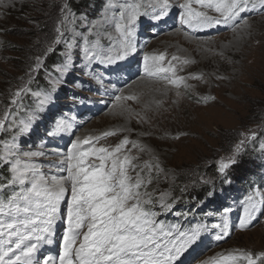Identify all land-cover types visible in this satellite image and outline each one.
<instances>
[{
    "label": "rangeland",
    "instance_id": "374dc122",
    "mask_svg": "<svg viewBox=\"0 0 264 264\" xmlns=\"http://www.w3.org/2000/svg\"><path fill=\"white\" fill-rule=\"evenodd\" d=\"M151 1L11 0L9 3L4 0L0 4V118L10 114L6 126L12 119L18 126L21 121L27 123L31 120L27 130L15 132V142L23 152L53 153L33 158V162L41 164L45 170L50 163L61 161L76 139L100 137L98 141H92L96 147L112 148L127 137L143 145L145 151L132 149L133 154L138 155L140 161L158 163L162 169L149 191L157 190V195L159 192L170 193L168 199L173 205L164 211L161 219L167 224H179L185 231L197 226L201 229L200 238L176 264L183 258H188L190 264H201L218 255L264 252V214H258L247 228L238 226L237 229L229 209L242 205V219L247 198L250 195L256 199L264 196V162L258 165L257 160L250 158V153L264 154V147H261L264 144V10L242 14L247 25L220 24L216 26L224 30L196 37L179 28H188L178 21L182 12L179 5L184 0H169L168 10L173 14L168 15L167 20L171 16L176 20L167 32L156 35V28H161L162 23L157 26ZM129 5H140V11L147 15H141L139 20L152 17L153 26H147L150 19L144 20L145 28L131 37L135 51L124 59L112 64L95 63L96 59L88 63L85 48L102 56L116 54L122 38L115 23L120 12ZM192 7L219 16L214 10L195 3ZM65 16L68 22L62 28L64 35L59 43L54 44L58 35L56 28ZM102 20L109 25L115 20L112 25L114 37L109 38L110 32L90 28L91 24L95 27L103 25ZM141 24H135L136 31ZM177 31L182 32L183 38L191 39L189 43L193 42V45L170 41V35ZM49 46L53 48L52 52H47ZM134 53L138 56L163 54L165 59L158 63L164 67L174 66L175 75L185 77L192 87L177 88L163 79L172 73H161V78L128 79L119 91V82L116 81L119 73L110 71L116 66L131 64L136 57L132 55ZM173 56L178 59L173 60ZM37 57L42 58L41 67L33 71ZM185 60L189 63H184ZM139 61L141 67L136 74L143 76L146 74L143 71L144 57ZM139 81L142 82L141 89ZM24 87L30 91L22 92L15 104L10 103L13 94ZM177 91L181 93L179 97ZM116 96L121 99L116 100ZM129 96L136 98L128 99ZM46 97L47 102L41 104ZM117 106L121 107L115 109ZM100 109V113L92 116ZM119 109L122 110L118 112ZM147 109H150L148 113L152 112L148 119L144 113ZM121 112L125 114L121 115ZM158 112L159 116H156ZM61 121L70 126L62 134H56L55 127ZM13 131L0 132V154L12 145ZM67 132L72 133L71 138ZM105 132L116 134L104 137ZM253 132L256 137L251 139ZM242 139L246 142L237 154L235 145ZM82 147L87 150L89 145ZM232 157L236 162L221 173L220 161L228 162ZM253 163L260 168H255L256 174L251 179L242 182L232 179V176L252 169ZM0 167L8 168L3 163ZM242 170L245 171L240 173ZM183 179L188 181L181 200L184 197L189 199V206L173 198L174 190H177L174 187ZM243 188H247V197L238 202V192ZM196 190L205 195L191 198L196 195ZM225 220L229 231L224 234L222 242L213 245L206 233L215 238L219 230L213 225ZM54 239L55 236L53 242ZM46 246L45 255H51V248L55 246ZM257 264H264V260H258Z\"/></svg>",
    "mask_w": 264,
    "mask_h": 264
},
{
    "label": "snow or ice",
    "instance_id": "6c2138e0",
    "mask_svg": "<svg viewBox=\"0 0 264 264\" xmlns=\"http://www.w3.org/2000/svg\"><path fill=\"white\" fill-rule=\"evenodd\" d=\"M3 3L4 0H0V4ZM193 3L204 9H212L219 16L195 10ZM150 7L155 13L154 18L159 20L167 14L169 0H153ZM179 8L182 9L180 23L191 29L211 28L220 24L239 26L240 23H248L242 14L264 10V0H184ZM146 14L140 11V5H129L120 12L119 20L115 23V29L122 38L116 54L102 56L85 48V55L89 60L96 59L106 64L127 57L135 51L130 39L135 31L134 26L139 17ZM67 22V16L59 21L54 44L60 42L64 35L62 28ZM52 51L53 48L49 46L47 52ZM164 59L163 54L145 55L144 73L149 77L172 73L163 79L177 88H191L185 77L175 75L174 66L164 67L158 63ZM172 59L177 60L178 57L173 56ZM41 60V57L36 58L33 71L41 67ZM184 63L189 61L185 60ZM28 91L30 89L26 87L16 91L10 103L15 104L16 98ZM176 95L179 97L181 93L177 91ZM115 99L120 100L121 97L116 96ZM46 102L47 97L41 100V104ZM8 115L6 113L5 118H0V132L14 129L12 145L4 154H0V163L8 166L9 170L6 183L0 184V264H176L200 238L199 226L185 231L179 224H167L161 219L164 211L173 206L168 199L170 193L159 192L157 195V190L149 191V186L162 169L158 163L140 161L139 156L133 154L132 149L145 151L138 141L125 137L109 148L93 144V139L98 141L100 137L76 139L63 159L50 163L48 170H45L41 164L33 162V158L53 153L23 152L15 142V132L27 130L31 120L27 123L21 121L18 126L12 119L6 126ZM69 126L61 121L56 125V131H66ZM115 134L105 132L103 136ZM255 137L256 133L253 132L250 138ZM245 142L242 139L235 145L237 154ZM84 144L89 145L87 150L82 147ZM235 162L234 157L229 158L228 162L221 160L219 171L224 173ZM154 172L156 175H153ZM62 208L66 210V217L62 215ZM258 214H264V196L256 199L250 195L239 227L247 228ZM65 219L66 227L58 255L38 258L41 245L53 243L55 225ZM213 227L219 230L216 240L224 238L229 231L226 220ZM258 260H264V252L218 255L201 264H257Z\"/></svg>",
    "mask_w": 264,
    "mask_h": 264
},
{
    "label": "bare ground",
    "instance_id": "6f19581e",
    "mask_svg": "<svg viewBox=\"0 0 264 264\" xmlns=\"http://www.w3.org/2000/svg\"><path fill=\"white\" fill-rule=\"evenodd\" d=\"M153 3V0L151 1V4ZM150 4V5H151ZM148 5V4H147ZM149 6V5H148ZM171 14H173V11H169L168 10V13H167V15L165 16H162L159 20H157V21H161V23H162V26H161V28H158V30L156 31V35H158L159 33H161V32H165L168 28H171L172 27V25H173V21L175 22V20H176V18H174V16H171L168 20H167V18L169 17L168 15H171ZM106 16H108V14H105ZM147 15V14H146ZM146 15H142V16H146ZM108 18V17H107ZM145 19H150V20H148L147 21V26L148 25H151L152 24V22L154 21V20H151L152 19V17H146V18H142V20H137V22L136 23H140V22H142V26L143 27H141V25H140V27H139V29H138V31H136V29H135V31H134V33H138V34H140L141 33V29H143V28H145V25H146V23L144 22V20ZM166 19V20H165ZM178 21H180V19L178 20ZM144 22V23H143ZM115 23V20H113V22H112V24H107L106 22H105V20L103 21L102 20V24L103 25H99V26H93V24H91V27L90 28H92V29H101V31H104V32H110V34H109V38H112V37H114L115 35L114 34H112L113 33V28H112V25ZM153 25V24H152ZM89 26H90V24H89ZM181 30H183V31H186V32H188V33H191L190 35H193V36H198V37H203V36H205L206 34H208V33H215L216 32V29L217 28H214V29H212V27H211V29L210 30H208L207 32H206V34H200V32L199 31H191V30H189V29H187L186 27H184V26H182V27H179ZM222 30H224V29H220V31H222ZM145 32L147 31V30H144ZM167 32V31H166ZM165 34V33H164ZM223 34V33H222ZM101 36V35H100ZM105 36V35H104ZM170 37H172L171 39H170V41H175V40H177L176 42H179V44H181V45H183V44H188V45H193V42L192 43H189L190 41H191V39H187V38H183L182 37V32H180V31H177V32H174L173 34H171L170 35ZM130 39L132 40V38L130 37ZM102 40V39H101ZM179 40V41H178ZM153 41V40H152ZM132 42H134V39L132 40ZM154 42V41H153ZM117 44V43H116ZM132 55H136V57L134 58V62H132L131 64H125V65H123V66H116V68H114V69H112L111 71H110V73H116V71L119 73V75H117V78H116V81H118L119 82V91H120V89H121V87L125 84L126 85V82H127V80L129 79V80H132V79H136V78H138V77H149L147 74H145V75H143V76H139V75H137L136 74V71H139V68L141 67V61H139V60H141V58H143L144 57V55L143 54H141L140 56H138V53H134V54H132ZM125 62H127V60H124ZM129 61V60H128ZM91 63L92 62V59H91V61L89 60L88 61V63ZM99 61H97V62H95V63H98ZM131 62V61H130ZM129 63V62H128ZM150 63H151V61H150ZM261 63V62H260ZM94 64V63H93ZM161 64V63H160ZM129 72H134L135 74L134 75H132L131 73H129ZM132 75V76H131ZM119 77V78H118ZM149 78H161L160 77V74L157 76V77H149ZM137 81V80H136ZM141 83L142 82H140L139 81V88L141 89V88H143V87H141ZM137 84V83H136ZM143 85V84H142ZM111 96V95H110ZM140 104V103H139ZM155 104V103H154ZM119 106V105H118ZM116 107L115 109H118V108H120V107ZM144 109V108H143ZM120 110H122V109H119L118 110V112L120 111ZM102 111V109H100L99 111H97L95 114H92V116L93 115H96L97 113H100ZM144 111V110H143ZM150 111V109L148 110H146V111H144V113L145 114H147V119L149 118V117H151V115H152V112L151 113H148ZM158 111V110H157ZM147 112V113H146ZM161 112V111H160ZM160 112H158V113H155L156 114V116H159L158 114L160 113ZM123 114H125V113H122L121 112V115H123ZM161 115H163V114H161ZM132 116V115H131ZM163 117H164V115H163ZM152 120V119H151ZM155 120V119H154ZM153 120V121H154ZM152 121V122H153ZM159 121V120H158ZM151 122V121H150ZM150 124V123H149ZM164 125V124H163ZM56 128V127H55ZM79 128V125H78V127H76V129H75V131H77V129ZM67 131V130H66ZM72 131H74V130H72ZM71 131V132H72ZM63 132H65V131H63ZM56 134H62V132H57L56 131ZM67 134H68V136H70V138H71V136H72V133H70V132H67ZM67 136V137H68ZM69 138V139H70ZM73 139V138H72ZM62 215H64L65 216V210H63V212H62ZM59 223V224H58ZM65 227H66V219L65 220H63V221H58L57 222V224L55 225V240H54V242L52 243V244H59L60 242H61V240H62V236H63V231L65 230ZM59 248V247H58ZM46 249H47V247H46ZM46 249L44 250V251H42V253L40 254V257H43L44 256V254H45V252H46ZM59 251L60 250H58L57 252L59 253ZM198 260V259H197ZM188 264H190V261H189V263Z\"/></svg>",
    "mask_w": 264,
    "mask_h": 264
},
{
    "label": "trees",
    "instance_id": "16d2710c",
    "mask_svg": "<svg viewBox=\"0 0 264 264\" xmlns=\"http://www.w3.org/2000/svg\"><path fill=\"white\" fill-rule=\"evenodd\" d=\"M47 25V24H46ZM251 149V148H250ZM250 158L251 159H253V161H255V160H257V162H258V165L260 164V163H263L264 162V154H262V155H258L257 153H250ZM252 166H253V168L252 169H248L249 171H245V170H242V171H240V173H242V172H244L243 174H239V175H237L236 177L235 176H232V179L233 180H240L241 182H242V180H244V179H248L249 180V177H250V179L254 176V174H256V172H255V168L256 169H258L259 170V166H255L254 165V163L253 164H251ZM3 169L5 170V171H3ZM189 176H190V173H189ZM9 177V170H8V168L7 169H5V167H0V184H4V183H6V180H7V178ZM186 178H188V175H187V177ZM187 181H188V179H183V180H181V181H179V182H177V187H174V188H176L177 190H174V191H176V192H174V195H173V198H175V199H180V200H175V201H177L178 203H181V204H183V205H188L189 204V199H187V198H183V201L181 200V198L183 197V190H186V188H185V185H186V183H187ZM242 187H244V186H242ZM197 189V188H196ZM201 190V189H200ZM196 192L197 193H195L196 195H194L193 197L192 196H190L191 198H195V197H199V198H201V196H204L205 194L204 193H202L201 191H198V190H196ZM184 196H185V193H184ZM189 206V205H188Z\"/></svg>",
    "mask_w": 264,
    "mask_h": 264
}]
</instances>
